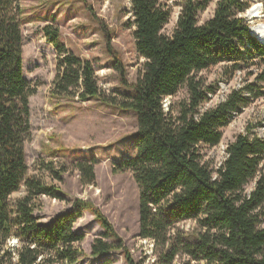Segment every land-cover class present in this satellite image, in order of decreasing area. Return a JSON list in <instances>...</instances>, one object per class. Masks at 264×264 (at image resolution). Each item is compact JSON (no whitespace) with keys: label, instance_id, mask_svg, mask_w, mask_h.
Returning <instances> with one entry per match:
<instances>
[{"label":"trees","instance_id":"trees-1","mask_svg":"<svg viewBox=\"0 0 264 264\" xmlns=\"http://www.w3.org/2000/svg\"><path fill=\"white\" fill-rule=\"evenodd\" d=\"M213 1L184 0L168 35L163 30L172 14L164 1L132 0L135 48L144 63L136 82L128 85L132 94L122 102L102 93L93 62L70 52L58 27L43 28L58 55L53 97L98 99L137 116L136 153L115 170L131 171L137 182L138 236L153 241L155 264H174L181 256L189 258L182 264H264V138L251 129L238 134L216 171L203 155L205 148L221 143L236 113L264 96V42L251 35L240 16L249 8L247 1L217 0L213 16L200 23L199 14ZM20 3L0 0V264H76L85 254L80 246L85 235L74 228L82 212L62 214L51 223L35 215L39 197L65 200L47 178L60 181L67 169L42 161L38 174L29 172L30 98L37 88L24 74ZM222 64L225 76L255 68L260 73L255 82L202 109L216 90L200 74ZM121 67L114 62L126 85ZM181 90L187 97L165 107L164 100ZM96 164L87 158L75 164L84 184L95 182ZM251 183L255 186L247 191ZM22 187L26 194L11 200ZM75 205L90 210L104 229L91 255L121 250L128 264H144L131 256L97 207L81 200ZM187 221L195 222L192 231L179 227Z\"/></svg>","mask_w":264,"mask_h":264},{"label":"rangeland","instance_id":"rangeland-1","mask_svg":"<svg viewBox=\"0 0 264 264\" xmlns=\"http://www.w3.org/2000/svg\"><path fill=\"white\" fill-rule=\"evenodd\" d=\"M171 10V19L164 33L172 34L184 0H162ZM249 8L240 16L253 29L263 25V4L261 0H243ZM217 0L199 14L203 23L214 14ZM23 20V68L25 77L37 88L30 98V123L32 137L26 144V160L30 174H38L42 161H52L55 166L64 165L67 172L62 179L47 181L55 184L65 196V200L41 196L37 199L35 215L41 223H51L58 216L79 210L82 216L75 223V231L85 235L81 243L84 251L76 264H128L124 252L112 251L101 256H93L92 243L104 229L95 215L88 209L78 208L76 200L97 207L113 225L117 235L136 261L155 264L153 241L139 237V187L131 171H116V165L135 155V134L137 116L118 104L98 99L81 101L78 98H56L51 94L56 77L58 55L55 47L46 39L43 28L53 25L60 30L61 41L80 58L93 62L102 93L111 101L122 102L132 94L131 83H135L142 69L144 59L135 48L133 31L132 0H21ZM253 13V10H255ZM117 59V60H116ZM121 63L125 74L114 69V62ZM264 70L263 68H260ZM250 73H253L249 76ZM257 68L224 75V66L219 65L203 71L200 76L207 85L216 90L215 95L202 109L216 106L227 95L255 82ZM186 91L181 90L170 102L185 99ZM247 129L264 138V96L236 113L232 122L223 129L219 145L204 149V160L216 171L226 159V148L235 137ZM87 158L96 159V179L93 184L82 182L81 173L75 164ZM264 174V165L262 166ZM255 183L247 186L251 191ZM25 187L11 196V200L23 197ZM186 231L196 227L195 222L179 224ZM16 244V240L12 242ZM189 261L186 256L176 259L174 264ZM191 264H198L192 262Z\"/></svg>","mask_w":264,"mask_h":264},{"label":"bare ground","instance_id":"bare-ground-1","mask_svg":"<svg viewBox=\"0 0 264 264\" xmlns=\"http://www.w3.org/2000/svg\"><path fill=\"white\" fill-rule=\"evenodd\" d=\"M256 9L253 10V13H255ZM253 34L258 36L261 41L264 42V24L257 26V28L253 29Z\"/></svg>","mask_w":264,"mask_h":264},{"label":"water","instance_id":"water-1","mask_svg":"<svg viewBox=\"0 0 264 264\" xmlns=\"http://www.w3.org/2000/svg\"><path fill=\"white\" fill-rule=\"evenodd\" d=\"M264 16V15H263Z\"/></svg>","mask_w":264,"mask_h":264}]
</instances>
